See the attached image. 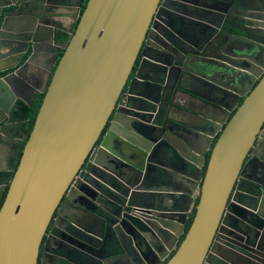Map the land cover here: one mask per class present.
<instances>
[{"label": "water", "instance_id": "water-1", "mask_svg": "<svg viewBox=\"0 0 264 264\" xmlns=\"http://www.w3.org/2000/svg\"><path fill=\"white\" fill-rule=\"evenodd\" d=\"M58 2L66 0H0L6 46L0 54L13 62L8 68L26 59L0 80V117L16 97L44 93L0 205V264H37L55 212L63 216L56 218L60 230L96 236L93 229L68 222L82 217L93 226L100 221L104 230L106 219L92 202L118 206L117 259L132 254L135 264H223L218 258H225L222 228L234 237L248 226L264 228L262 221L252 224L244 216H264L262 189L246 174L250 162L264 164V0L231 3L228 11L238 8L241 18L236 10L227 18L242 33L225 26L219 33L210 21L207 41L214 51L188 55L181 66L161 58L136 63V58L138 53L147 57L146 47L164 45L168 34L177 35L178 27L196 19L186 3L77 0L69 4L72 23L63 28L68 40L49 51L52 66L45 64V79L41 71L33 82L24 73L43 62L44 37L52 42L56 26L51 18L56 13L48 10ZM153 51L152 58L161 53ZM167 88L170 110L158 106ZM178 91L185 94L177 99L188 103H176L180 110L173 111ZM165 139L179 149L172 160L190 159L195 172L160 170L156 164ZM159 190L188 196L185 205H192L194 215L187 229L190 212L161 208L166 195H153ZM194 192L197 199L191 203ZM251 234L248 242L254 245L258 231ZM230 241L229 236L227 246ZM248 250L241 252L243 258L257 260L252 253L258 251Z\"/></svg>", "mask_w": 264, "mask_h": 264}, {"label": "flooded vegetation", "instance_id": "flooded-vegetation-1", "mask_svg": "<svg viewBox=\"0 0 264 264\" xmlns=\"http://www.w3.org/2000/svg\"><path fill=\"white\" fill-rule=\"evenodd\" d=\"M179 1V0H177ZM182 2L189 5L192 10V12L196 15V19L192 18L190 20V24L184 23V27H178L179 33L177 35H170L169 39H164L165 44L159 47H152L153 50H159L161 53L155 55L153 58L151 55L154 54V51L151 50L149 47H146L145 53L146 56L142 55L141 53H138L136 58V63L139 61H156L157 59L161 58V61H166V64H169L170 61H175L173 63L179 64L180 66L184 64L186 61V57L188 55H202V56H208L209 53H212L214 51V44L210 46V44L207 41V34L209 29V23L212 21V28L217 29L219 33H221L220 27H227L232 32H235L237 34H241L242 31L240 28L231 27V24H234V22L230 21L227 16L232 15L233 12L236 10L234 15L240 19L241 14L239 12V9L236 8L232 14L228 11L231 7V3H233L235 0H181ZM175 3V0H171L170 6L173 7V4ZM174 7H176V4H174ZM184 8V6H182ZM202 10H206L207 12H204ZM48 12H53L52 9ZM244 15V14H242ZM54 20V19H53ZM241 22V23H240ZM238 22V24L241 26L242 21ZM54 23L56 26L53 27L54 29V35H53V41L51 42L49 39H45L44 37V44L42 45V48L44 49V52L42 53L41 60L42 63L37 62L33 64V67L29 68L28 73H24L31 81H35L38 79L39 72L42 71L43 80L45 79V74L47 69L45 68V64L48 66H52V63L48 61V55L49 51L55 49V47H61L64 45V43L68 40L69 33L64 32L63 28H69L72 21L68 22L66 25H62L59 22L54 20ZM153 33V30L148 32L146 35V38L150 36V34ZM218 33V34H219ZM159 37L161 35L159 34ZM4 37L2 34H0V47L3 49H6V46L4 45L3 41ZM161 39V38H160ZM146 46L145 41L142 45V47ZM176 50V51H173ZM1 52L3 50L1 49ZM28 56V55H27ZM27 58V57H26ZM145 58V60H144ZM151 58V59H149ZM154 59V60H152ZM26 60L25 58L20 61L17 66L14 68H8L11 64H13L12 61H7L6 56L4 54H0V80H2L4 77H6L8 74L12 73V71H15L19 67H21ZM44 66V67H43ZM137 67V66H136ZM52 73V72H51ZM181 74H183V78L187 76V73L180 71ZM132 76V75H131ZM257 80V79H256ZM255 80V81H256ZM255 81L252 82V85H255ZM251 84V83H250ZM197 86L198 83H195ZM168 85H166L167 87ZM180 87L185 86L184 83L179 84ZM192 88V85L189 86ZM169 88L165 89L166 94L162 97V101L159 102L158 106L161 107L164 110H170L169 106L167 104L168 100V91ZM240 91L243 92L244 89L240 88ZM177 96L175 95V104L178 103L179 105H185L188 103L187 99L182 102L177 99V97L180 94H185L181 92H177ZM43 92L39 91H32L25 93V96L21 98L20 96L16 97V100L13 104H10L7 102V106H3V112H2V124L0 125L2 128V132L0 133V205L4 200V197L7 192V181L12 176L14 170L16 169V166L18 164L19 158L21 156L23 145L25 143V138L29 135L31 128L33 126L36 111L38 109L41 97L43 96ZM192 98V97H188ZM243 97H240V102L242 101ZM7 101V100H6ZM180 110V106L176 104L173 111ZM32 111V112H31ZM233 112V111H232ZM30 113L34 114V117L31 118ZM12 116V118H10ZM156 116L158 118L161 117V114L159 110L157 109ZM161 139L164 132L163 130L159 131ZM217 134L214 136L213 142L216 139ZM210 150L207 151L208 157H209ZM206 154V156H207ZM208 160V159H207ZM177 162L176 165L182 166L181 160L175 161ZM253 162H250L246 169V174L251 176H257V173L261 174V171H255L253 169ZM160 171V170H159ZM160 173H165L161 171ZM159 175V174H158ZM2 191V194H1ZM149 200V198H147ZM231 200V199H230ZM229 200V201H230ZM92 204H96L95 212L98 214H101L103 217H105V229L102 230V227H100V221L99 224H95V226L88 224V222L85 221V219L81 218H73L68 222H71L73 225L81 226L85 229H93L95 232H97V235L93 237H88L86 235V232L82 231H76L71 230L69 231H62L61 228H58V225H56V218L57 217H63L59 216L56 212L54 213L52 219L50 220L46 231L43 235V238L41 240L40 246H39V254H38V261L37 264H135V260L132 254H127V256H124L120 259V262H115L117 259V256L119 255V251H117V248H114V244L117 246V240L115 237V234L113 233V227H118L119 225V210L117 205H110L106 204L102 206L100 202H96ZM91 204V205H92ZM226 213V211H224ZM245 217H247L252 224H259V220L262 225L264 221V216L257 214L252 215L248 213L244 214ZM77 217V216H76ZM102 217V218H103ZM67 217H64V219ZM227 219V217H226ZM228 221V219H227ZM261 225V226H262ZM225 228V226H224ZM227 230V228H225ZM251 229H254L255 231H258L257 236L254 238V245L255 242H257L256 245V259H252L251 261L248 259H244L241 255L242 251H247L248 247L253 248V245H249L251 234ZM81 230V229H80ZM221 232L224 234V237H222V245L225 246L223 253L225 258L218 257L221 259L223 264H234L230 262L228 257H231L235 260L237 264H264V238L262 237L264 234V228L263 227H251L248 226L245 228L243 233H239L238 237H234L230 234H227V231H224L222 228ZM230 232V230H229ZM74 233V234H73ZM246 235V236H245ZM78 236V237H76ZM133 236V235H131ZM232 237L233 241L229 242L227 246L225 242H227V237ZM128 241H130L129 238H127ZM259 241L263 244H261ZM89 243V244H86ZM235 247L240 250H236ZM231 249H234L232 251ZM251 253V250H248ZM253 254V253H252Z\"/></svg>", "mask_w": 264, "mask_h": 264}, {"label": "crops", "instance_id": "crops-1", "mask_svg": "<svg viewBox=\"0 0 264 264\" xmlns=\"http://www.w3.org/2000/svg\"><path fill=\"white\" fill-rule=\"evenodd\" d=\"M74 4L77 2V0H66L65 3H61L58 2L56 4V8H51L53 13H56V15L54 17H51L52 19H54L55 21L59 22L62 25H66L68 24V22H70V20L72 21V17H70L69 15L72 14V10L73 8H71L72 6H70L69 4L73 3ZM53 7V6H52ZM165 145L164 148L165 149H161L158 152V157L160 158L159 161L157 162V166L160 167V170L163 169V167L169 171L170 173L173 174H177V175H181L179 174L178 171H184V172H188L189 174H192L193 172H195L196 170V165L195 163H193V161H191L190 159H185L184 162H181L182 166H177L175 161L179 160L178 158L174 161L172 160L173 158H176V153L179 154V149L176 148V146L174 144H172L170 141L166 140L164 141ZM203 168V167H202ZM257 171H261L262 173L259 174V172L257 173V176H254L253 178L256 181H251L254 184L258 185L261 187L262 189V195L264 197V164L258 165V169ZM163 176H167L164 174H160ZM247 178H249L248 175H246ZM251 177V176H250ZM189 178V177H188ZM157 179H160L159 176H157ZM246 180H250V179H246ZM151 184H156V183H151ZM156 193H158L159 195H169L171 194L172 197H162L160 198L159 201V206L163 209H170V210H176V211H183L184 208H186L187 212H190V209L192 207V205L186 206V200L185 198H187L188 196L185 193H176V192H165L162 190L159 191H154L153 195H156ZM182 196V197H181ZM197 199L196 193L194 192V194L192 195V197L190 198L191 203H194ZM149 203V201H148ZM259 204L257 203L255 209H258ZM260 243V246L261 243ZM255 244L257 245V242H255ZM256 245H253V249H256ZM255 255H257L256 253H253ZM120 259H116L115 262H120Z\"/></svg>", "mask_w": 264, "mask_h": 264}, {"label": "trees", "instance_id": "trees-1", "mask_svg": "<svg viewBox=\"0 0 264 264\" xmlns=\"http://www.w3.org/2000/svg\"><path fill=\"white\" fill-rule=\"evenodd\" d=\"M132 74H133V72H132ZM31 112H32V111H31ZM232 113H233V112H232ZM30 116H31V118H33V117H34V114L30 113ZM216 137H217V136H216ZM207 159H208V154H207V156H206V160H205V163H204L203 168H202L203 171L205 170L206 163H207ZM193 215H194V209L189 213V218L187 219V221H186V226H185L186 229H187L188 226L190 225ZM183 236H184V233L182 234L181 239L183 238Z\"/></svg>", "mask_w": 264, "mask_h": 264}, {"label": "rangeland", "instance_id": "rangeland-1", "mask_svg": "<svg viewBox=\"0 0 264 264\" xmlns=\"http://www.w3.org/2000/svg\"><path fill=\"white\" fill-rule=\"evenodd\" d=\"M254 170L256 171L258 169V166L257 165H254Z\"/></svg>", "mask_w": 264, "mask_h": 264}]
</instances>
